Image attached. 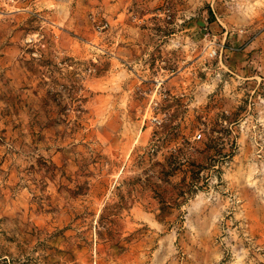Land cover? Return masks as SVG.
I'll return each mask as SVG.
<instances>
[{"label": "rangeland", "instance_id": "rangeland-1", "mask_svg": "<svg viewBox=\"0 0 264 264\" xmlns=\"http://www.w3.org/2000/svg\"><path fill=\"white\" fill-rule=\"evenodd\" d=\"M0 264H264V0H0Z\"/></svg>", "mask_w": 264, "mask_h": 264}, {"label": "built area", "instance_id": "built-area-1", "mask_svg": "<svg viewBox=\"0 0 264 264\" xmlns=\"http://www.w3.org/2000/svg\"><path fill=\"white\" fill-rule=\"evenodd\" d=\"M215 53H216L215 50H211V51L209 52L210 55H215ZM200 136H201V134L198 133V134H196L195 137L198 139V138H200Z\"/></svg>", "mask_w": 264, "mask_h": 264}]
</instances>
